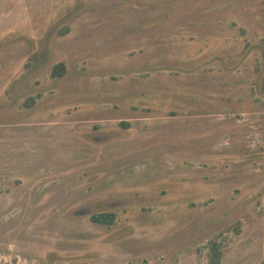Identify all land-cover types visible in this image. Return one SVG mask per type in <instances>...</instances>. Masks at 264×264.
<instances>
[{"label": "rangeland", "instance_id": "rangeland-1", "mask_svg": "<svg viewBox=\"0 0 264 264\" xmlns=\"http://www.w3.org/2000/svg\"><path fill=\"white\" fill-rule=\"evenodd\" d=\"M213 239L264 264V0H0V264Z\"/></svg>", "mask_w": 264, "mask_h": 264}, {"label": "trees", "instance_id": "trees-1", "mask_svg": "<svg viewBox=\"0 0 264 264\" xmlns=\"http://www.w3.org/2000/svg\"><path fill=\"white\" fill-rule=\"evenodd\" d=\"M114 213L100 211L90 215L91 220L95 222L108 223L111 224L114 221ZM221 243L216 239L209 240L207 242V264H222V248ZM63 264H73V263H63Z\"/></svg>", "mask_w": 264, "mask_h": 264}]
</instances>
